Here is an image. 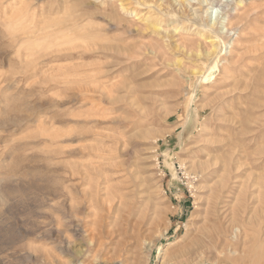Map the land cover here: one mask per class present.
<instances>
[{
    "label": "rangeland",
    "instance_id": "1",
    "mask_svg": "<svg viewBox=\"0 0 264 264\" xmlns=\"http://www.w3.org/2000/svg\"><path fill=\"white\" fill-rule=\"evenodd\" d=\"M0 264H264V0H0Z\"/></svg>",
    "mask_w": 264,
    "mask_h": 264
},
{
    "label": "bare ground",
    "instance_id": "2",
    "mask_svg": "<svg viewBox=\"0 0 264 264\" xmlns=\"http://www.w3.org/2000/svg\"><path fill=\"white\" fill-rule=\"evenodd\" d=\"M200 1H201V2H205L206 0H200ZM224 16H225V17H224V20H222V21L219 22V26H220V27H223V25H224L223 22H225V21L227 20V15L225 14ZM73 19H74V18H73ZM75 20H76V19H75ZM72 22H73V21H72ZM74 22H75V21H74ZM75 23H76V22H75ZM208 23H209V20H208ZM220 24H221V25L223 24V25L221 26ZM209 25H210V26L214 25V22H211V21H210ZM159 30H160V29H159ZM225 30L227 31L228 29L225 28ZM215 39H216V37H215ZM215 39H211V40H209V41H210L211 43H214V42L216 41ZM214 167H215V166H214ZM213 169H214V168H213ZM213 169H212V170H213ZM215 169H216V167H215ZM215 171H216V170H215ZM207 173L209 174L210 172H207ZM202 174H203V173H202ZM205 175H206V174H205ZM211 175H212V174H211ZM211 175H209V176H211ZM66 194H67L66 191H64V190H61V191H60V196H62L63 201H64L65 198H66ZM115 194H116V193H115ZM115 197H116V196H115ZM117 199H118V198H117ZM86 200H87V199H86ZM95 202H96V201H95ZM63 203H64V202H63ZM63 203H62V204H63ZM109 207H110V206H109ZM110 208H112V207H110ZM110 208L108 209V211L111 210ZM220 211H221V210H220ZM135 238H136V237H135Z\"/></svg>",
    "mask_w": 264,
    "mask_h": 264
}]
</instances>
